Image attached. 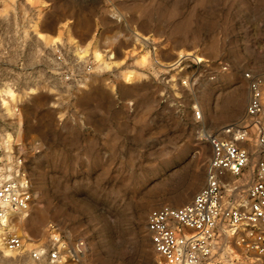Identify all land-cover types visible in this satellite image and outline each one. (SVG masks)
<instances>
[{
  "label": "rangeland",
  "instance_id": "rangeland-1",
  "mask_svg": "<svg viewBox=\"0 0 264 264\" xmlns=\"http://www.w3.org/2000/svg\"><path fill=\"white\" fill-rule=\"evenodd\" d=\"M38 14L58 45L31 31ZM68 35L111 55L109 68L79 59ZM186 52L202 61L176 63ZM62 55L90 66L72 92L57 73ZM247 73L264 78V0H0V90L19 99L12 117L0 102V140L12 135L26 161L24 231L40 246L54 234L65 249L83 241L84 256L66 264H157L148 214L204 188L206 135L243 123ZM244 146L248 172L260 157L254 134ZM18 254L0 251V264Z\"/></svg>",
  "mask_w": 264,
  "mask_h": 264
},
{
  "label": "built area",
  "instance_id": "built-area-1",
  "mask_svg": "<svg viewBox=\"0 0 264 264\" xmlns=\"http://www.w3.org/2000/svg\"><path fill=\"white\" fill-rule=\"evenodd\" d=\"M59 60L57 73L71 92L78 89L90 66L82 67L74 57L62 55ZM245 77L250 97L243 123L206 135L211 160L204 188L187 205L161 206L148 214L146 235L163 264H264V78L250 73ZM195 116L200 119L199 113ZM253 134L260 157L247 172L252 155L244 145ZM32 202L24 157L16 145L10 151L0 140V229L7 231ZM1 240L10 251L24 249L16 233ZM59 244L57 240L45 243L15 259L18 264L76 263L85 254L83 241L67 249Z\"/></svg>",
  "mask_w": 264,
  "mask_h": 264
},
{
  "label": "bare ground",
  "instance_id": "bare-ground-1",
  "mask_svg": "<svg viewBox=\"0 0 264 264\" xmlns=\"http://www.w3.org/2000/svg\"><path fill=\"white\" fill-rule=\"evenodd\" d=\"M37 22L33 23L31 25V31L38 36V38L44 42V44L48 46H56L61 42V37L60 36H47L44 35L40 32L39 24H40V19H41V14L37 15ZM68 42L74 46L75 48V53L76 56L83 60L86 59L87 57H91L93 62L98 66V67H104V68H109L110 64L112 63L113 57L109 54H105L103 51L99 50L96 46H93L91 43L85 44V45H80L78 44L70 35L67 37ZM184 57H193L195 60L198 59V61H202L201 56L197 54H193L190 52L186 53H180L178 56V59L176 63H179L182 58ZM147 62L146 57L141 58V63L145 64ZM163 67L167 68L169 66L163 65ZM134 78L133 72L131 71H125L123 73V80L125 82H131L132 79ZM33 91V90H32ZM31 91V92H32ZM0 102L3 107V109L7 112V114L12 117L15 115V110L16 107L19 103L18 96L14 93V91L9 88V87H4L3 89L0 90ZM5 143L6 147L8 150H12L13 147V137L12 135L8 134L5 138ZM27 219V214H21L18 216L17 220L15 223L9 225V228L7 231L5 229L1 228L0 229V251L3 253L5 257H13L16 254L20 252H13L10 251L7 246L4 243H1V236L5 234H14L16 233L18 236H22L23 242H24V247L25 250L31 251L35 247H39L41 241H36L32 239L25 231V221ZM52 238L57 241H59L57 234H54ZM59 248H62L64 246V243L59 241ZM65 260L61 262V264H65ZM157 264H163V262L158 258L157 259ZM232 264V263H231Z\"/></svg>",
  "mask_w": 264,
  "mask_h": 264
}]
</instances>
